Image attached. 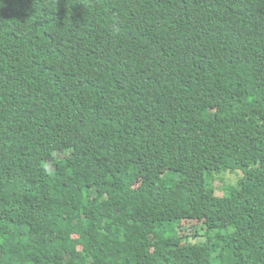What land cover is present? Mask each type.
<instances>
[{"label":"trees","instance_id":"obj_1","mask_svg":"<svg viewBox=\"0 0 264 264\" xmlns=\"http://www.w3.org/2000/svg\"><path fill=\"white\" fill-rule=\"evenodd\" d=\"M0 264H264V0H0Z\"/></svg>","mask_w":264,"mask_h":264},{"label":"rangeland","instance_id":"obj_2","mask_svg":"<svg viewBox=\"0 0 264 264\" xmlns=\"http://www.w3.org/2000/svg\"><path fill=\"white\" fill-rule=\"evenodd\" d=\"M236 173L230 174L228 172H224L219 175H215L213 178L212 188H215L218 194L222 195V192L225 187L235 186L236 183L238 182L240 178V174H236ZM180 231L186 234H191L194 231V227L191 224L184 223L181 225Z\"/></svg>","mask_w":264,"mask_h":264}]
</instances>
